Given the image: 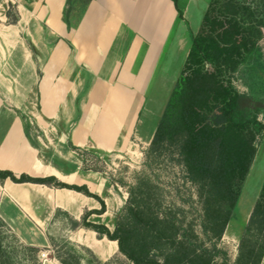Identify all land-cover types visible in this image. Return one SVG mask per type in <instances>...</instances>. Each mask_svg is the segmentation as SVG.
I'll return each instance as SVG.
<instances>
[{"label": "crops", "instance_id": "0c3cea01", "mask_svg": "<svg viewBox=\"0 0 264 264\" xmlns=\"http://www.w3.org/2000/svg\"><path fill=\"white\" fill-rule=\"evenodd\" d=\"M209 2L177 0L180 16L173 0H0V168L85 184L101 196L90 178L97 173L84 170L73 147L134 157L136 144L151 143ZM100 208L75 190L0 183V217L39 248L50 246L58 216L80 221ZM110 213L108 206L89 219L105 217L112 230ZM70 233L101 260L119 252L117 241L91 229Z\"/></svg>", "mask_w": 264, "mask_h": 264}, {"label": "trees", "instance_id": "16d2710c", "mask_svg": "<svg viewBox=\"0 0 264 264\" xmlns=\"http://www.w3.org/2000/svg\"><path fill=\"white\" fill-rule=\"evenodd\" d=\"M173 1L182 16L177 0ZM7 16L10 23L18 21L12 6ZM262 28L264 0H210L146 151L147 165L168 156L184 167L196 185L203 209L201 225L212 242L211 249L196 243L193 223L184 226L185 209L164 206L161 187L143 175L128 191L123 213L113 230L89 220L93 213H105L106 202L85 184H68L55 176H17L1 168L0 183L10 179L44 184L98 200L99 210L86 212L80 221L69 218L72 228L91 229L98 238L117 241L125 259L113 256L102 261L85 247L95 264H212L213 250L224 235L256 156L257 141L264 133V122L260 120V115L264 118V99L241 92L225 75L235 71L257 48ZM9 236L18 238L0 217V264H41V248L21 241L14 247L6 242ZM61 249L55 255L60 264H85L70 249ZM19 252L23 255L21 262L17 260ZM263 258L264 181L234 264H261Z\"/></svg>", "mask_w": 264, "mask_h": 264}, {"label": "rangeland", "instance_id": "374dc122", "mask_svg": "<svg viewBox=\"0 0 264 264\" xmlns=\"http://www.w3.org/2000/svg\"><path fill=\"white\" fill-rule=\"evenodd\" d=\"M85 1L74 0V2L80 4ZM207 68L210 71L213 70L211 65H208ZM180 69V65H172L170 73L174 77V81L172 80L174 83L180 74ZM225 76L230 78L234 86L241 92L250 93L257 98L264 99V28H262V36L258 41L257 48L247 56L235 71H227ZM260 120L264 122L262 115H260ZM149 145L136 144L134 157L122 152H107L95 148L77 150V152L83 160L84 170L97 173L90 178L96 183L102 184L99 192L102 197L106 198V201L104 200L106 210L108 206L111 208V219L116 218L117 222L126 205L129 196L128 191L136 185L138 177L143 175L161 187L164 206L176 205L185 209L184 226L193 223L195 233L198 235L196 243L205 247L210 246L211 249L212 242L208 239L201 225L203 209L196 185L189 180L184 167L168 156L157 164L147 165L146 151ZM263 181L264 133L257 141L256 156L242 185L241 195L232 212L224 235L217 242L216 249L213 250L214 261L212 264L235 263L239 254L240 241L246 232V226L258 200ZM93 193L97 194V191ZM63 218L66 219L65 216H58L57 218L58 221H56L53 229L54 236H51L53 242H50L48 248H41L39 253L41 264L45 259H57L55 255L60 247L62 251L70 249L73 254L79 255L85 264H95L86 248L70 238L73 224L68 218L64 223L59 222ZM91 218L98 224L109 222L105 217ZM116 222L114 223L116 224ZM20 241L19 238L9 236L6 242L15 247ZM114 256L122 260L125 259L120 252ZM22 258L23 255L19 252L17 260L21 262ZM263 263L264 258L261 264Z\"/></svg>", "mask_w": 264, "mask_h": 264}, {"label": "built area", "instance_id": "2783aa9c", "mask_svg": "<svg viewBox=\"0 0 264 264\" xmlns=\"http://www.w3.org/2000/svg\"><path fill=\"white\" fill-rule=\"evenodd\" d=\"M44 255V254H43Z\"/></svg>", "mask_w": 264, "mask_h": 264}]
</instances>
